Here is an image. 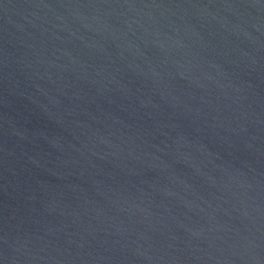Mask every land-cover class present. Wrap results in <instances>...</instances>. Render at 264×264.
Here are the masks:
<instances>
[{"label": "water", "instance_id": "obj_1", "mask_svg": "<svg viewBox=\"0 0 264 264\" xmlns=\"http://www.w3.org/2000/svg\"><path fill=\"white\" fill-rule=\"evenodd\" d=\"M0 264H264V0H0Z\"/></svg>", "mask_w": 264, "mask_h": 264}]
</instances>
